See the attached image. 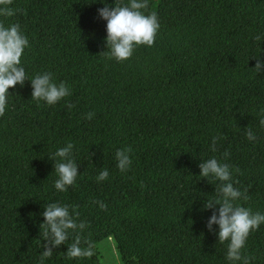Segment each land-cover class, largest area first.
<instances>
[{
  "label": "trees",
  "instance_id": "1",
  "mask_svg": "<svg viewBox=\"0 0 264 264\" xmlns=\"http://www.w3.org/2000/svg\"><path fill=\"white\" fill-rule=\"evenodd\" d=\"M116 2L13 0L22 12L0 16L29 41L27 79L9 89L0 117V264H40L50 203L75 208L95 254L69 259L66 243L43 264H100L104 240L123 264H230L219 226L207 228L220 205L204 204L220 182L200 176L199 165L212 157L230 165L234 187L247 189L250 199L237 203L264 214V0H148L142 11L160 24L155 44L124 62L103 53L107 21L98 10ZM45 72L71 95L51 106L32 99L31 79ZM68 143L79 175L61 192L51 158ZM129 146L132 165L122 173L116 152ZM105 169L108 179L97 182ZM242 251L264 264V224Z\"/></svg>",
  "mask_w": 264,
  "mask_h": 264
},
{
  "label": "clouds",
  "instance_id": "2",
  "mask_svg": "<svg viewBox=\"0 0 264 264\" xmlns=\"http://www.w3.org/2000/svg\"><path fill=\"white\" fill-rule=\"evenodd\" d=\"M13 0H0V16L12 17L22 12V9L13 8ZM149 7L148 0H129L128 4H122L117 0L114 7L105 6L99 9V16L107 21L106 45L108 48L107 58L115 59L117 62L129 60L138 46L152 47L155 44L156 36L160 28L158 16L155 12L144 14L142 10ZM260 40V36L255 37ZM29 47L28 38L22 34L21 26L11 24L5 26L0 23V117L5 115L10 88L17 84L23 85L27 79L26 71L21 66V58L25 48ZM102 53V54H103ZM255 71L259 73L262 69L261 62H257ZM32 99L45 101L48 105H55L67 96L71 95L69 87L64 82L55 83L51 73L45 72L37 74L31 79ZM69 109L74 107L67 105ZM94 113H88L86 119L91 120ZM260 125L264 126V119L260 120ZM246 135L249 141H255L256 136L251 128H248ZM219 138H213L211 151L215 152L216 142ZM74 145L68 143L65 147L58 149L54 154L56 160L55 172L58 179L54 187L57 191L66 192L69 187L76 184L78 165L72 159ZM132 148L126 147L118 149L116 152L117 168L122 172H127L132 165ZM224 157L230 154L225 152ZM58 158V159H57ZM200 176L213 178L220 182L216 192L217 198L207 200L205 209H213L220 205L219 213L213 214L207 223V228L212 230L213 225L219 226L218 239L220 243H227L226 259L230 264H250L254 257L243 254L247 239L252 231L258 230L264 224V214L253 212L251 208L244 207L237 201H248L250 197L247 189L244 191L234 187L232 171L230 165L221 163L217 158L212 157L204 160L199 165ZM240 170L237 168L236 172ZM109 172L107 169L101 171L96 177L97 182L107 180ZM239 183V181H235ZM99 204L102 210H107V205L102 201H94ZM44 223L43 244L44 251L41 254L40 264L50 258L55 248L68 243L67 257L69 259L91 258L95 254L94 242L82 234L89 226L86 222H77L79 213L75 208L68 205L50 203L42 213ZM71 239V243L69 240Z\"/></svg>",
  "mask_w": 264,
  "mask_h": 264
},
{
  "label": "rangeland",
  "instance_id": "3",
  "mask_svg": "<svg viewBox=\"0 0 264 264\" xmlns=\"http://www.w3.org/2000/svg\"><path fill=\"white\" fill-rule=\"evenodd\" d=\"M100 264H123L113 240H104L97 246Z\"/></svg>",
  "mask_w": 264,
  "mask_h": 264
}]
</instances>
